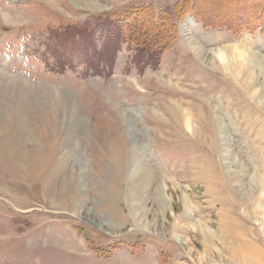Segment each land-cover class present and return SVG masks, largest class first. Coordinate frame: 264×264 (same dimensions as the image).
I'll use <instances>...</instances> for the list:
<instances>
[{"label": "rangeland", "instance_id": "374dc122", "mask_svg": "<svg viewBox=\"0 0 264 264\" xmlns=\"http://www.w3.org/2000/svg\"><path fill=\"white\" fill-rule=\"evenodd\" d=\"M181 1L0 0V112L7 100L16 104L9 80L31 90L24 144L17 114L8 110L0 119V264H264V100L242 76L214 68L209 51L243 42L264 55V28L229 27L264 24V0ZM130 7H147L154 21L166 22V33L154 32L150 44L153 64L132 62L127 44L111 59L103 52L105 64L91 55L103 31L71 32L95 17L118 19ZM187 18L198 32L186 31ZM190 35L207 51L202 57L187 46ZM66 97L84 120L63 162L87 189L82 216L50 204L46 191L52 165L70 151L60 144L68 131L53 128L62 117L68 125L60 106ZM134 145L153 176L145 188L129 181ZM103 186L120 195L108 213L97 195ZM100 220L113 226L100 227ZM194 225L211 230L209 243Z\"/></svg>", "mask_w": 264, "mask_h": 264}, {"label": "bare ground", "instance_id": "6f19581e", "mask_svg": "<svg viewBox=\"0 0 264 264\" xmlns=\"http://www.w3.org/2000/svg\"><path fill=\"white\" fill-rule=\"evenodd\" d=\"M183 27L186 29V31L187 30L191 31V29L193 27L197 32L200 29V27L197 25V23L192 18L184 19ZM186 43H187V46H189L196 53V55H198L200 57H202L205 54V52H207L201 45H199L197 43L196 39L193 38L191 35L186 38ZM210 49L211 50H209V51L212 53V56H211L212 58L210 60V63L212 64V66L214 68H220L221 70L230 72L236 76H239V75L242 76L247 82V87L249 88L248 91L250 90L252 92V95L255 94L257 96V98L260 100V102H262L264 100V55L263 54H261L259 51H257L253 47H251V45L243 43V42H235V43L228 44L225 46L224 45L220 46L216 49L215 48L214 49L210 48ZM2 82L4 83L5 81H2ZM7 85H8L7 87L9 89L11 95H13V93L17 94L16 95L17 97L15 99V101H16L15 105L16 106L14 105V107H13V104L10 103L11 100L4 99V101L7 100V102H9V103L7 104V109L5 108L6 110L3 111V113L4 114L6 113V115H7V111L9 110L12 112L14 111L15 114H17L16 115L17 117L15 119L16 125H17V128L15 127L17 129L16 130V133H17L16 135L18 137L17 140H18V143L20 142V143L24 144L22 142L23 137H25L24 135H26V133H27L26 130L28 129L27 122H26V110L28 109V107L30 108V106H29V104H30L29 100L30 99L29 98L31 95V90L27 89V87L25 88L22 85V82L20 84L18 82L16 83V81H13V80H9ZM6 92H7V90H6ZM11 95L9 94L10 98H12ZM7 97H8V95H7ZM10 98H8V99H10ZM67 101L69 102V99L66 97V100H64V101L62 100L60 106L63 107L62 111H63V114L65 116L64 119L65 118L67 119L68 125H66V127L64 126L65 124L63 123V120H62L63 117H62L60 124L56 126L57 128L56 127H53V128L55 130L57 129L55 133H61V131L63 129H66L65 131H68L67 133H65L64 139L61 141L60 144H61V148H68L70 151H68L66 154H64L62 156L63 161H61V157H60L59 159H57L56 162H54V165H52V171L47 176L48 182H47L46 191L51 196L50 199H52L49 201L50 204L51 203H57L60 205L65 204L66 206L75 207L73 212L82 216V213H81L82 211H80V209H81V206H82V204L86 198L87 189H85L84 184L81 181L82 179L77 178V176L74 175L72 172L66 171L64 169L63 162H65L66 160H69L72 152L75 151V149H74L75 146L73 147L74 140L72 142V138H73L74 133L82 130L84 120L82 119V117H80L79 111H78L77 107L74 105V103L70 104V103H67ZM173 105H175V104H173ZM60 106L58 108V112L60 111ZM177 110H178V108L176 105L174 108L175 113L177 112ZM3 113L0 112V119L3 115ZM67 115L69 117H66ZM131 134H132V139H134L135 135H133V133H131ZM18 143L16 142V146ZM135 143L136 142H134V144ZM139 147L140 146H138V145L133 146L134 154L132 155V162L130 165L131 167H130V170L128 173L129 181L134 180L135 186L133 185L132 188H136V189L145 188L144 186H149L153 183L152 182L153 176H152L151 172L148 170V168L145 165V163L143 162L142 158H140L141 156H139V152H140V148H141V147L140 148ZM108 148H110V147H108ZM39 151H40V149H39ZM79 161H80V159H79ZM77 164H79V163L77 162ZM113 167L116 169L115 184L119 185L117 183L122 180L121 179L122 178L121 177L122 161L120 159L118 161L117 160L113 161ZM67 175L71 176L72 178L71 179H65ZM259 181L262 183L261 187L264 188V178H260ZM57 182L60 183V185H62V187H63L62 189L57 188ZM164 189H165L164 186L161 185V186L156 188V191L159 192V196H158L159 199L158 200L160 202L161 207L163 209H166L169 207V202H168L166 194L164 193ZM133 191H134V189L131 190V193ZM97 193H98L97 195L100 197V200H99L100 208L106 213H108V211H107L108 207H110V205L112 203H116L117 200L119 201L120 195H119L117 188L103 186L100 190H97ZM183 201H184V208H185V214H186L185 218L187 220V223H190L189 222L190 216L188 214L189 205L186 202V200L183 199ZM90 213L91 212L87 211V213L85 215H89ZM91 221L93 222L94 220H91ZM97 224L100 227H103L105 229H109L113 226V224H111L108 220L97 221ZM137 224L140 227L145 228L146 230L150 228L149 224L147 222L141 224L138 221ZM193 227L198 229L202 233V235L205 238L207 243L210 242L211 235H212V232L210 229H208V228L205 229L201 225H194ZM175 237H176V239H179L182 241V239H181L182 237H180L179 235L176 234ZM218 257L222 258L223 256L220 253H218ZM247 260H251V258L247 257Z\"/></svg>", "mask_w": 264, "mask_h": 264}, {"label": "trees", "instance_id": "16d2710c", "mask_svg": "<svg viewBox=\"0 0 264 264\" xmlns=\"http://www.w3.org/2000/svg\"><path fill=\"white\" fill-rule=\"evenodd\" d=\"M193 2L194 0H182L181 6H191ZM188 10L189 9H185L184 11ZM123 13L118 19H113L111 17H95L92 21H87L86 24L82 26V29H74L71 32L82 35L83 33H91L96 29L103 31L104 37L102 47L100 49L94 48L91 55L97 58L98 61H103L105 64L106 61L102 59L101 54L104 52V55H108L111 59V55H114L122 44H127L129 47L134 46V53L131 56L132 62L145 61L144 63L153 64L156 53L151 50L150 44L151 42H155L158 32L161 34L162 32L166 33L162 31L163 24L166 22L164 20L154 21L151 11L147 7H130ZM196 15L199 17L197 13L195 16ZM256 21L251 22V24L237 26V28L233 26L229 27H231L235 33H239L244 29L253 31V28L257 24V27L264 28L263 23H257ZM225 25L228 28V25ZM154 32H156V34ZM163 43L164 42H162V44ZM92 66L93 65H89L90 69H93V71H91L92 74H99L98 69H94Z\"/></svg>", "mask_w": 264, "mask_h": 264}]
</instances>
